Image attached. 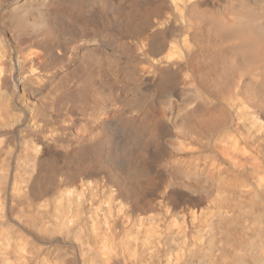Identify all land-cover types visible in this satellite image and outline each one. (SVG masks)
<instances>
[{"label":"bare ground","instance_id":"obj_1","mask_svg":"<svg viewBox=\"0 0 264 264\" xmlns=\"http://www.w3.org/2000/svg\"><path fill=\"white\" fill-rule=\"evenodd\" d=\"M87 1H93L97 8L84 10ZM122 1L128 5L117 4L122 5ZM6 11L5 29L0 30V245H26V231L31 242L39 246L22 250L26 255L20 256L22 264H53V243H62L56 247L64 251L54 264H78L75 251L65 248L68 231L63 239L54 237L53 224L47 226L46 220L51 201H57L80 182L92 185L107 201L114 202L118 211L123 210L129 225L135 226L134 232L137 227H147L144 232L140 229L144 234L159 226L171 230L170 237L180 240L172 244V251L182 247L187 251L192 241L191 218L205 216L199 205L205 204L213 215L243 211L248 215L249 262L264 264V0H63L60 8L53 0H14L6 4L1 16ZM188 35L191 44H187ZM11 36L26 39L28 49L32 44L53 49L57 107L61 101L63 104V100L79 95V89L69 94L65 87L83 84L78 83V77L90 71L92 58L110 57L116 47L123 54L116 67L122 68L120 72L131 75L136 66L145 67V74L134 82L145 91L144 97L128 114H122L114 112L118 103L112 96L109 104L115 105L107 107L109 113L105 109L110 117L102 121L98 136H71V125L58 132L49 130V115L43 108L24 101L19 107L22 117H15L10 107L18 104L14 98L18 87L7 62L12 57L7 48ZM39 36L41 43L37 42ZM41 50L43 53L32 51L28 67L18 72L23 79L20 93L24 95L37 96L42 91L32 86L35 80L29 81L35 75V79H41L49 69V64L40 61L45 55V49ZM128 93L133 96L135 91ZM7 99L10 107L2 103ZM28 109L31 120L36 118L41 126L25 128L24 111ZM116 130H121L122 136L126 133L125 139L112 145L108 141ZM164 157L171 160L157 170ZM60 174L62 192L53 200L48 195L56 189ZM182 192L195 196L196 204L182 206ZM11 216L16 218L14 228L7 226ZM122 219L115 218L110 228L112 236L120 237L124 231ZM203 226L211 230L210 222ZM164 238L160 233L146 236L152 243L169 245ZM143 239L134 245L125 242L124 253L131 257L135 246L144 244ZM208 246L205 249L210 251ZM113 251L102 264L123 262ZM172 251L167 248L161 255H150L149 262L128 264H161L162 258L168 262ZM182 256L173 255L175 261Z\"/></svg>","mask_w":264,"mask_h":264},{"label":"rangeland","instance_id":"obj_2","mask_svg":"<svg viewBox=\"0 0 264 264\" xmlns=\"http://www.w3.org/2000/svg\"><path fill=\"white\" fill-rule=\"evenodd\" d=\"M8 1H10V2H8ZM13 1L14 0H0V6H1L0 7V30L5 29L4 27H2V25H3V19H4V21L7 20V18L4 17L7 15V11L4 13L3 16H1V15L5 11L6 4H11ZM53 1H55L56 6L59 8L61 7V4L63 2V0H53ZM122 3L123 4L121 5V2H117V4L120 5L121 7H124V6L126 7L128 5L127 1H125V2L122 1ZM83 5L86 6L84 10H87L90 8H92V9L97 8V5L93 1H90V2L87 1V2L83 3ZM66 11H67L68 15L72 14L71 10H66ZM125 11L126 10H124V12ZM52 19H53V16H52ZM87 33H88V31H87ZM52 34H53V24H52ZM188 36H189V37H187L188 39L186 38L187 44H191L192 37H191V35H188ZM41 38H42V36L37 37V42L41 43L40 42V41H42ZM10 40H11V42H10ZM7 44H9L7 46V48H8V51L11 53V56H12L10 59H7L8 64L11 65V68L9 69L10 70L9 74L11 75V79H13V82L16 83L17 87H18V89H17L18 91H16L15 97H14L17 99L18 104H16L17 107H16V105L13 107H10L11 106L10 99H7L10 102L5 100L2 103L6 106L9 104L7 107H10V109L12 110L11 114L15 117H22L23 112L20 110L19 107L22 104V102L24 101L27 104L29 103L28 105H35L38 108H41V109L43 108L42 110H44V112H46L50 117V118L46 117V119L50 123L49 126L48 125L46 126V128H49V130L52 129V130H54V132L55 131L58 132L64 126L67 125L70 127V125H71V127H70V131L72 130L71 136L72 135L75 136L77 134L78 135L82 134L83 136L86 134L89 137L93 136V135L98 136L99 134H101L100 132L102 131V128L100 126L102 121L108 120V118L110 117V115L108 114L110 110H108L107 107H110L112 105L114 106L116 103L115 101H117V103L120 105L116 104V108H114V112H116V113L120 112L122 114H128L133 107L137 106L142 101V99L144 97L145 91L140 90L138 88V86H135L137 84L136 83L134 84V82L139 79V76L141 74H143V73L145 74V72H143V70L145 71V67L136 66L137 69L136 68L133 69L131 75H126V74L120 72L122 68L118 69L116 67H117L118 58L120 56H123V54L116 47L114 55H112L110 57L104 58L103 56L102 57L94 56V58H92V59H94L93 60L94 64L91 65L90 71L89 72L86 71V73H84L83 75L78 77L80 82L77 79L79 84H82L81 83L82 81H83V84L77 88H74L71 84L69 87H67V86L65 87V92H68L69 94H71V93L75 92L77 89H79V95H76L72 99H68L67 101L63 100V104L61 101L60 106L57 107L58 104L55 102V99H56L55 93H56L57 88L54 87L55 81H54V79H52L53 78L52 73L54 71L53 60L55 57V54L53 53V49L47 50V48L44 47L47 45H41V44H40L41 47H39L40 49L38 48V46L36 44L35 45L32 44L31 45L32 47H30V49H28L29 44H28L26 39L14 38L13 36H11L7 40ZM42 48L45 49V52H44L45 55L43 58H41L40 61H42V63L49 64V69L43 73L44 76L41 79H38V78L35 79L37 76V75H35L33 79L29 80V81L32 80L31 83L35 80V82L32 83V86L36 87V88H40L42 91L37 96L24 95V94L20 93L21 91L19 89V86L22 83L23 79L22 80L19 79V77L17 76L18 72H19V70H21V68L28 67L27 63H28L29 59L31 57H33V55L31 56V52L32 51L33 52L39 51L40 53H43V51L41 50ZM1 49L2 48H1V44H0V51H1ZM101 58H103L104 60L102 61ZM106 58H107V60H106ZM106 61H109V62H106ZM109 64H111V65L114 64V65L109 66ZM105 65H107L108 67ZM133 72L137 73L138 76L136 74H133ZM36 73L37 72H33V75ZM88 74H89V76H88ZM105 75H107V76L109 75V77H106ZM132 75L135 78H133ZM82 76H84L83 77L84 79L82 78ZM97 76H98V78H97ZM23 77H24V79L27 78L28 74L26 73ZM85 77L88 79V81L85 80L86 79ZM137 77H138V79H137ZM93 78H95V79H93ZM77 80H76V82H77ZM129 80H130V82H128ZM113 83H115L116 85ZM97 84L101 85V86H97ZM104 84H105V86H104ZM108 84L111 87L108 86ZM117 84H118V86H117ZM51 85H53V86H51ZM45 89H47V90H45ZM106 89H108L107 91L109 93L106 91ZM131 89H133L135 91V94H133V96L128 93L129 91H131ZM110 91H112L111 93L116 91V93L111 94ZM117 91H118V93H117ZM0 92H3V91H0ZM45 93H47L48 95H51L52 97L46 96ZM107 94H109L108 95L109 97L107 96ZM110 94H111V96H110ZM2 96H3V94H0V99ZM81 96L85 97L84 98L85 100L83 99V97L81 98ZM112 96H113L112 101L115 103H111L112 105H110L109 103L111 102L110 99L112 98ZM77 97H80V99ZM86 97H88V98H86ZM122 97L125 100L122 101ZM130 97L132 99L128 100ZM40 98H41V100L43 98V101H41ZM53 98H54V100H53ZM120 98H121V101L119 100ZM90 99H93V100H90ZM37 101L39 103H37ZM130 101H131V103H130ZM44 102L47 103V105H45ZM74 102L76 105L74 104ZM77 102H78L79 107H81V108L78 107ZM43 103H44V105H43ZM69 103H72V104H69ZM106 103L108 104V106ZM125 103H127V106H125L126 105ZM67 104H69V105H67ZM53 105H55V106H53ZM119 106H121V107H119ZM97 107H99L100 109ZM122 107H124V108H122ZM156 107L157 108L160 107V104L157 103ZM54 109H56V110H54ZM105 109L108 110V113ZM90 110L92 111V113ZM97 110H98V112H97ZM88 111H89V113H88ZM102 111H104V112H102ZM54 112H56V113H54ZM61 112H62V114H61ZM72 112H73V114H71ZM24 113H25L24 114L25 115V123H24L25 128L31 129V128H35L36 126H41V123L39 122V120L38 121L35 120L36 118L31 120V114L29 112V109L26 110V112L24 111ZM88 115H90V116H88ZM105 115H106L107 119H104ZM63 116H65V117H63ZM67 120H68V122H67ZM91 120H92V124L93 123H95V124L92 125ZM52 121H54V122H52ZM79 122H81L80 124L83 126L78 125ZM59 123H62V124H59ZM91 125H92V127H90ZM81 127H83V128H81ZM78 128H80L81 130ZM55 129H57V130H55ZM94 129H96L97 131ZM74 131H77V133ZM88 131L92 132V133H89ZM119 131L120 132H118L117 130L114 131L113 135L110 136V140L108 141L110 144L116 145V144H119V142L120 143L123 142V139H125L126 133L122 136L121 130H119ZM73 132H74V134H73ZM113 141H114V144H113ZM23 153H25V151H23ZM90 160H91V158H90ZM170 160H171L170 157H164L159 162V164H157L156 169L159 170L160 166L166 164L167 161L169 162ZM114 162H116V160H114ZM114 162H113V164H118V163H114ZM119 162L121 163V161H119ZM93 163L94 162H91L90 164H93ZM58 176H59V178L57 177L56 189L48 195V197L49 196L53 197V200H56V198H58V196H59V194H61L62 188H63V177L61 176V174ZM102 180L105 181V178L103 177ZM75 185L73 188H71L72 191H71V189L68 190L66 194L61 195L60 199H58L55 202L51 201V205H49L47 207L48 215H47L46 221L48 222V217H49V222H48V224L46 222V225L48 226L50 224H53V232H54L53 236L54 237L58 236V238L63 239L65 237V235H64L65 231H68L67 238H64L66 241L65 248L70 247L72 250L75 251L77 259H78V261H77L78 264H84V263L89 264L88 262H86L89 260H90V262L92 260H94L95 262H97L96 264H102V259H105V257L110 256V254H112L113 250H114L113 254L118 252V255H120L119 256L120 261L121 262L123 261L124 263H127V264L130 261H137V262L141 261V263H143L144 261L149 262L148 258L150 255H153L156 252H158L159 255H161L165 252V250H167V248H168V250L172 251L174 249V246L172 244L175 242H180V240L174 241V235H171V237L173 236V238L171 239L170 233L172 231L171 230H164V228L161 229V226H159L155 230H153L154 233H152L153 231H149V232H146V234L149 235V233H151L153 235V234L160 233L161 238L165 237L163 239V241L167 240V238H168V240L170 242L169 245L167 244L166 246H162V243H155V242L152 243L150 241V239L146 240V236H148V235L144 234L143 232L145 231V229L147 227H141V228L137 227V229L134 232L135 226L129 225V220L124 218L123 210L120 211V209H119V211H118L116 204L114 202L112 203L111 200L107 201V199H105V197H103L100 194L99 190L96 189L98 192L97 193L95 188H93L92 185L90 186V184L88 185V184H82L80 182H78V183L76 182ZM162 187L163 188H161L159 190V194L161 192H163V190H164V186H162ZM54 192H56V193H54ZM179 195L182 199H184V200H182V206H184V207L187 206V208H190L189 202L196 204L197 198L195 196L189 194L188 192H182ZM66 199H68V200H66ZM67 201H68V206H67ZM96 201H98V203ZM78 202H79L80 207L78 206ZM71 205H72V207H71ZM199 206L201 208H203V210L205 211L204 212L205 216L204 217L200 216V218H199V216H197V217L195 216V217L191 218V223H192L191 240L192 241L190 242V245H189L187 251H184L183 247L178 249V250L172 251L170 254V258H169L170 261L167 262V260H164L165 258H162L161 264H167V263L168 264H178V262H180L179 264H253V263H251V261L249 262V259H250L249 258V251H248L249 245H247L248 244L247 234H249V231L247 230V227H246V225L248 224V221H246V220L248 219V215L246 213H243V211H239V210H237L236 212H235V210L234 211L232 210V213L230 212V213H227L226 215H225V213L224 214L222 213L220 215L219 214L213 215V211H210L209 209H205V204H202ZM77 207H79V208H77ZM61 210H62V212H61ZM62 215H63V217H62ZM116 217L117 218L123 217L122 221L125 225V228L123 231L124 233L123 232L120 233L121 235L119 234L120 235V237L118 236L119 238L112 236V232L110 231V228L115 223ZM10 218H11V220L9 222H7V226L14 228L15 226H14L13 221L16 218L14 216H11ZM79 219H81V220H79ZM216 219H217V221H216ZM206 221L211 223V230L210 231L207 227H205V226L202 227V225H205ZM10 222L12 224H10ZM66 222H68V224ZM214 223H216L217 225ZM214 227H216V228H214ZM254 228H255V226L253 227V229ZM140 229H143L142 230L143 232ZM132 230H133V232H132ZM26 233H27L26 231H23V234L25 235V238L27 240L26 245H15V244L7 245V246L0 245V264H22L23 260L20 258V256H21V254H22V257H23V255L26 256L22 250L27 249L30 246H32L33 248H36V246H39L38 243H32L31 237L28 235V233L27 234ZM133 233H135V234H133ZM131 235H132V237H131ZM136 237L138 238V240H136ZM142 238H144L143 239L144 244L143 245L138 244V246H135L134 251H133L134 253H132L130 255L131 257H129L127 253H124V252H126L125 250L123 251V248H124L123 244L125 242H131L130 244L134 245V243H136L137 241H139V239H142ZM206 244H207V246L209 245L208 247H210V251H207V249H205V248H207ZM60 245L62 246V243H60V244L59 243H53V250L55 249V251H53V258H55L53 260V264L59 258L64 256V253H62L64 251L61 249V247H59L60 250H58L57 249L58 247H56V246H60ZM119 249H121L120 251H123L122 254H120ZM80 250H82V251H80ZM246 250H247V252H246ZM17 251H18V253H17ZM179 251H180V253H179ZM79 253H80V255H79ZM108 253H110V254H108ZM191 253L193 255H191ZM18 254H19V257H18ZM105 254H108V255H105ZM175 254H177L178 256H181L183 254V256L178 258L180 260L175 261V258L173 257V255H175ZM90 255L92 257V260H91ZM88 257H90V258H88ZM101 257H103V258H101ZM184 257H186V258H184ZM210 259H211V261H210ZM172 260H174V261H172ZM11 262H14V263H11ZM123 262L121 264H123ZM169 262H171V263H169ZM193 262H195V263H193Z\"/></svg>","mask_w":264,"mask_h":264}]
</instances>
